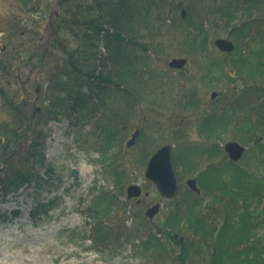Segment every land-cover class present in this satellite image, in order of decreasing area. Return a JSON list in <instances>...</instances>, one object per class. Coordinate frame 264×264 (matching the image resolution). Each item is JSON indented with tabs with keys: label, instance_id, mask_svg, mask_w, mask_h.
I'll return each instance as SVG.
<instances>
[{
	"label": "rangeland",
	"instance_id": "rangeland-1",
	"mask_svg": "<svg viewBox=\"0 0 264 264\" xmlns=\"http://www.w3.org/2000/svg\"><path fill=\"white\" fill-rule=\"evenodd\" d=\"M41 1L44 3L42 10L45 13L42 15L43 20L38 24L37 20L30 18V15L21 9L20 1L0 0V30L6 31L4 36L0 33V48L4 47L3 41L6 37L15 46L13 51L8 47L6 52H0V143H4L1 132L6 125L13 129L14 135L13 132L9 133L12 139L24 140L25 130L16 132L15 115L31 114L36 119V110L39 112V108L46 105L44 90L47 88L49 77L53 75V57L61 55L60 47L48 46V41L65 45L66 38H74L72 31H66L65 36L57 31V24L63 19L61 7L64 3H61V0ZM89 1L78 0L76 3L79 6L87 3L90 5ZM161 1L163 5L162 2L152 5L148 19L155 29L160 27L157 48L149 53L139 49L135 52L129 51V56L137 61V74L128 90L121 86L119 93L114 91L121 102L120 113L126 112L129 118L125 120L117 116V122H114L109 115L104 119V123H108L116 132L115 147L110 153H98L89 144L79 142L78 134L85 138L92 136L91 123L85 127L75 125L72 128L66 120L58 116H54L55 120L46 125L42 124L43 121L36 127L35 121L24 123L29 127V132L42 127L46 129V134H42L43 137L37 142L40 147L37 152L43 155V163L51 168V171L47 172L48 177L44 175V169H38L37 173L44 180L50 179L41 198L53 202L47 216L33 223L28 218L33 202L31 197L27 196L32 190L20 194L16 201H11L10 197L0 199V264H167L162 256L145 254L139 249L138 243L131 241L128 244L107 247L102 253L93 251L88 238L93 224L88 212L90 209L100 210L103 202L100 195L90 196V193L98 189L110 193L113 198L109 216L103 220L106 230L113 229L110 233L116 235L119 225H124L130 231L137 230L142 225L143 232L156 230L166 216L171 201L161 198L154 186L145 180L147 157L163 145L171 146L173 154H178V150L185 145L200 144L204 139L196 133L195 123L204 114L216 111L219 104L223 102L224 105L232 93L233 97L237 95L234 92L236 90L264 88V81L247 82L243 86L239 82L241 79L228 71L224 54L211 47L215 37L227 36L229 29L224 28L226 25L223 22H219L217 26L213 25L216 26V33L213 32L209 37L211 43L210 48H207L209 57L206 61L201 60L200 54H197L192 46L183 42L177 25H172L171 10H175L174 7L179 5L180 9L190 12L191 19L198 23L204 11L199 10L196 2L200 1L206 6L211 0ZM37 2L39 0L35 3L38 4ZM220 2L222 1H217L219 5ZM79 6L65 17V21H77L86 29L91 19ZM180 9L177 10L178 16ZM161 10L166 11L168 16L161 18ZM16 21L30 22L24 26V30L23 27H17ZM70 29L73 30V27ZM85 33L86 30L79 33L74 46L78 43L84 44ZM103 36L104 33L101 32L99 39H104ZM93 37L90 32L89 45L96 44ZM56 38L58 40L54 42ZM99 46L103 48L101 43ZM130 46L131 44L126 45ZM94 49L86 46L80 48V52L87 58ZM144 58L151 59L150 67L143 62ZM173 58L186 59V66L180 71L169 70L167 63ZM211 65L218 66V69L210 76L207 67ZM212 92L217 93V100L210 99ZM191 97L197 103L196 107L188 106ZM259 101L257 98L255 103ZM3 102L9 105H3ZM247 110L253 112L252 107ZM230 123L231 126L224 131L225 136L216 135L212 140L218 144V149L226 142L237 141L238 125L234 119ZM135 128L142 129L145 137L139 144L135 143L126 148V142ZM6 147L7 143L2 146L3 149ZM14 148V145H11L8 150ZM200 157L195 161L194 170H178L180 185L184 186L190 176L196 177L195 170L200 171L209 164H218L225 154L221 150L217 159L206 160ZM107 165L124 171L121 184L115 186L111 178H108L110 170L108 168L106 171ZM131 184L138 185L142 190L137 200H127L125 197V188ZM208 200L209 198L206 199ZM154 204L160 205L159 213L151 220L145 219V209ZM198 206L199 215L206 217L207 223L211 228L215 227L216 231L220 219L218 204L212 202L203 208V202L199 201ZM14 213L18 215L16 218H13ZM118 214L120 218L117 217ZM173 242H178V238ZM203 248H197L198 252L202 254ZM194 253L192 252L190 257H193ZM208 254L203 257L196 256L195 260L199 261L196 264L209 263ZM192 262L193 260L189 264Z\"/></svg>",
	"mask_w": 264,
	"mask_h": 264
},
{
	"label": "trees",
	"instance_id": "trees-1",
	"mask_svg": "<svg viewBox=\"0 0 264 264\" xmlns=\"http://www.w3.org/2000/svg\"><path fill=\"white\" fill-rule=\"evenodd\" d=\"M77 1H60L64 3L61 7L63 19L58 22L57 31L62 36H65L66 31H72L74 38H66L65 45L53 43L54 47H60L61 55L53 57V75L49 77L44 90L46 106L35 113L38 117L36 126L41 121L46 125L55 120L54 116L66 120L72 128L75 125L85 127L91 123L92 136L85 138L78 134L79 142L89 144L98 153L107 154L115 147L116 132L108 123H104V119L109 115L114 122H117V116L125 120L129 118L126 112L120 113L121 102L114 92L116 90L119 93L121 86L128 90L137 74V61L128 52L139 49L149 53L157 48L160 27L155 29L148 19L152 5L161 2L163 5V1L90 0V5L81 6ZM217 1L211 0L206 6L200 1L196 2L199 10L204 11L198 23L191 19L187 10L186 17L181 19L177 15L180 6L176 5L175 10H171L172 25H177L183 42L192 46L200 54L201 60L206 61L209 57L208 39L213 32L216 33L218 23H224V28L229 29V38L235 42L234 52L224 55L228 71L241 79L243 84L264 81V0H221L220 5ZM78 6L91 19L86 29L77 21H65V17L77 10ZM159 16L167 17L168 13L161 10ZM84 30V44L74 46L76 37ZM90 32L96 40L95 45L88 44ZM101 32L104 33V39H99ZM100 43L103 48H100ZM128 44L131 46L126 47ZM86 46L95 49L84 58L80 48ZM143 62L148 64L147 67L152 64L148 58H144ZM217 69L216 65L207 67L210 76ZM257 98L260 101L255 103ZM188 106H197L192 97ZM249 107L253 108V112L247 110ZM232 119L238 125L236 140L247 149L241 160L232 163L224 157L218 164H209L200 172L195 170L201 196L196 197L187 189L181 192L179 187L174 202L156 230L143 232L142 225L130 231L124 225H119L116 235L110 233L113 229L106 230L103 220L109 216L113 198L108 192L93 191L90 196L100 195L103 202L100 210L90 209L88 212L93 224L88 237L93 251L102 253L107 247L131 241L138 243L139 249L145 254L162 256L167 264H189L192 260L191 264H196L199 262L195 260L196 256L203 257L206 253L210 255L209 263L204 264H264V88L240 90L231 97L228 106L219 104L216 111L199 119L195 126L196 133L205 142L181 147L178 154H173L172 163L175 170L180 166L184 171H191L196 168L197 157L217 159L221 150L209 142L216 135L225 136L224 131L231 126ZM42 134H46L44 127L31 132L26 130V142L21 147V144L15 145V150L19 149V152L9 153L17 161L8 163L7 159L8 175L0 177L2 200L6 197L16 200L20 191L25 193L32 190L28 196L33 206L28 215L33 223L47 216L53 202L41 198L50 179L39 177L37 171L44 169L46 177L47 172L51 171L44 165L43 155L37 152L40 148L37 142L43 137ZM144 137L141 131L136 143L142 142ZM108 168L110 171L106 175L115 186L121 184L124 171L113 168V165H107L106 171ZM206 198L209 200L206 201ZM199 201L203 202V208L212 202L218 204L220 219L216 231L215 227L211 228L207 223L206 217L199 215ZM13 215L16 216L15 213ZM175 238H178V242H173ZM197 248H203V253L198 252ZM192 252L195 255L190 257Z\"/></svg>",
	"mask_w": 264,
	"mask_h": 264
},
{
	"label": "water",
	"instance_id": "water-1",
	"mask_svg": "<svg viewBox=\"0 0 264 264\" xmlns=\"http://www.w3.org/2000/svg\"><path fill=\"white\" fill-rule=\"evenodd\" d=\"M181 15L184 16L185 12L182 11ZM216 48L222 52L230 53L233 50V44L225 40H216L214 42ZM185 60L173 59L168 63V67L171 69H180L185 65ZM215 94H212V97ZM138 131L136 130L131 136L130 140L127 142V147L132 146L136 137L138 136ZM224 151L233 162H237L244 153V148L235 142H229L225 144ZM171 148L169 146H163L158 149L148 160L144 176L145 179L152 182L158 193L166 198L170 199L175 195L176 192V179L174 175V170L172 167L171 159ZM187 187L199 195V190L196 187L195 180H187ZM141 194V190L136 185H130L126 188L127 199L138 198ZM159 206L154 205L145 211V216L152 219L158 212Z\"/></svg>",
	"mask_w": 264,
	"mask_h": 264
},
{
	"label": "flooded vegetation",
	"instance_id": "flooded-vegetation-1",
	"mask_svg": "<svg viewBox=\"0 0 264 264\" xmlns=\"http://www.w3.org/2000/svg\"><path fill=\"white\" fill-rule=\"evenodd\" d=\"M47 45H48V46L52 45V41H51V40H49ZM1 133H6V130H2V132H1Z\"/></svg>",
	"mask_w": 264,
	"mask_h": 264
}]
</instances>
